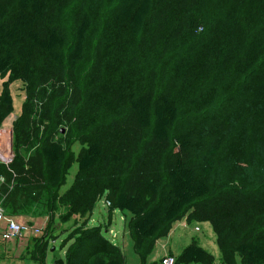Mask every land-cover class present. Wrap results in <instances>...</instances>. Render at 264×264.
Instances as JSON below:
<instances>
[{
	"label": "trees",
	"instance_id": "16d2710c",
	"mask_svg": "<svg viewBox=\"0 0 264 264\" xmlns=\"http://www.w3.org/2000/svg\"><path fill=\"white\" fill-rule=\"evenodd\" d=\"M83 3L68 39L51 19L55 6L50 0H0L2 88L8 86L13 69L19 68L25 90L14 125L15 156L8 165L0 162V205L6 214L46 213V233L60 208L65 207L61 221L76 216L61 243L66 246L65 264H126L123 247L104 236L103 226L87 224L103 195L111 203L109 211L130 215L128 226L139 254L187 215L211 223L219 256L193 238L175 264H228L226 255L232 264H264V0ZM96 16L116 24L122 36L113 41L112 62L104 59L108 47L101 40L93 50L89 75L79 70V78ZM156 47L160 69L165 59L175 69L177 90L207 100V105L210 100L214 106L238 101L253 121L250 130L222 126L194 157L191 134L174 132L179 119L175 98H182L179 90L178 94L171 90L165 78L153 84L139 69ZM39 56L56 65L54 96L47 101L53 106L45 107L44 118L54 122L55 113L65 105L76 115L83 91L113 76L119 79L109 88L126 90V110L94 123L89 135L88 123L81 124L80 136L69 137L65 145L55 137L51 124L40 129L45 121L33 119L28 86ZM96 73L100 78L94 82ZM59 78L67 79L66 87ZM100 90L102 96L108 88ZM0 100L1 126L14 111L8 88L2 89ZM68 118L71 123L73 118ZM76 140L80 147L73 154ZM23 147L35 148L25 155ZM75 164L73 183L60 192ZM46 233L31 253L40 264H46Z\"/></svg>",
	"mask_w": 264,
	"mask_h": 264
},
{
	"label": "rangeland",
	"instance_id": "374dc122",
	"mask_svg": "<svg viewBox=\"0 0 264 264\" xmlns=\"http://www.w3.org/2000/svg\"><path fill=\"white\" fill-rule=\"evenodd\" d=\"M55 6L54 15H52V21L55 25L64 30L68 39L72 36L73 22L76 19V15L78 11L84 6V0H50ZM116 36H122V29H118L116 24H110L109 22H104L101 20L99 16H96V19L93 24V28L89 34L88 42L86 45V52L84 60L81 62L80 67L78 69V77L81 78L80 72L85 75L87 72V76L90 73V69L93 64V50L95 46L103 40L104 45H106L107 50H104V59L112 62L115 56H112V52H116L114 50L113 41ZM70 41V40H69ZM181 45L180 43L177 44ZM161 48V47H160ZM177 48V47H175ZM174 49V48H173ZM157 47L151 49L150 56L145 62L141 63L139 69L145 73L144 76L147 80L154 81L164 80L167 83V86L172 88L178 94V90L182 96V98H178L176 96L175 102L179 108V119L174 127V132L187 133L189 132L191 138L193 140V144L191 146V151L193 156L195 157L198 152L206 147L208 143L213 139L215 133L220 129V127H228L230 126L233 130L236 127H239L241 130L246 131L250 130L248 124H251L253 121H250L251 118L248 119L249 114L246 113V109H243V106L238 101L231 102V100L226 101L225 103L218 104L214 106L212 101H209V105H207V100L203 101L202 98L198 96H187L181 89L176 88V84L178 79L174 74L175 69L170 68L171 62L169 60H164V69H160L158 60L156 59L158 53ZM152 65L154 67L152 68ZM56 66L52 62H47L39 56L35 68L33 70L32 78L29 82V90L28 95L30 97L31 103H33V119H39L40 121H45L40 123V129H43L45 125H52L56 130L55 137L58 139H62L67 145V139L70 137V140H74L78 138L77 133L80 131L81 124H87L86 133L89 135V129L93 126L94 123L102 121H108L109 118L113 116L114 113H122L126 110V90H117L115 87L110 89L109 86H112L119 79L118 76L112 77L109 79H104L102 84L91 85L89 90L83 91V102L78 109L76 115H73L71 112L70 105H65L64 109H59L57 114L54 115V122L51 120L44 118L45 117V107L46 110L53 106V104H47L48 99L54 96L55 90V76L53 75L52 68ZM80 70V72H79ZM151 71V75L148 73ZM168 71V72H164ZM111 73L115 72V69L112 68L110 70ZM21 71L19 68H14L11 77L9 80V84L7 87L2 88L4 78H0V93L5 92L6 89L10 91L13 98V106L14 111L10 113L2 122L10 124L12 129L11 136L14 137V125L18 119V115L21 113L23 101L25 98V90L21 86V81L19 79ZM48 80H42V77ZM99 77V73L93 75L94 82L97 81ZM151 77V78H150ZM100 78V77H99ZM60 79V78H59ZM65 82V87L67 86V79H60ZM69 80V79H68ZM62 81H59V85ZM145 85H148L147 83ZM171 85H174L171 87ZM107 87L108 91L105 90L103 95H100V88ZM130 89H127L129 93ZM117 93V97L114 95ZM220 100V99H218ZM50 105V106H49ZM3 104L0 100V110H2ZM51 115L52 112H49ZM72 117L71 123L69 122V118ZM43 118V120H42ZM219 127V128H218ZM80 147V142L78 140L74 141L72 144V152L78 151ZM35 147L21 149V152L25 155H28L30 152L34 150ZM13 154L15 156V147L13 146ZM13 156V158H14ZM0 162L2 160L0 159ZM3 163V162H2ZM105 195H103L95 204L92 213L93 216H97V212L102 209L103 212L109 213L108 206L106 207ZM189 211V210H188ZM59 218L61 213H65V211L58 212ZM98 219V218H97ZM96 219V223L98 224V220ZM107 219V218H106ZM107 226L103 224V233L104 236L110 240L111 242H117L121 240L123 237L124 231V218L123 214L120 210L116 211V215L114 218L108 222L106 220ZM194 226H197L199 229H194ZM43 229L42 236L45 235L46 229ZM180 231H185L186 233V241H183L178 236L172 239L173 244L176 246L181 242H186L189 244L193 239H197L202 247L212 252L217 257L219 256V248L216 242V236L213 229V226L208 220H193L188 228L179 227ZM112 231V233H110ZM48 237L54 238L52 232L46 233ZM131 236V235H130ZM133 242L134 238L131 236ZM163 238L164 235H157L152 239L151 242H148L145 246V249L142 254H139L135 249V244L129 245L127 244V261L126 264H157V259L160 257L162 247H163ZM61 240L57 241L54 245L50 247L49 254L52 255L54 253L57 254L56 251L59 252ZM56 248V249H53ZM226 255V254H225ZM63 258V257H61ZM29 260L33 261V258L29 255ZM225 261L228 264H232V261L229 256L224 257ZM23 260V259H22ZM196 264V263H194Z\"/></svg>",
	"mask_w": 264,
	"mask_h": 264
},
{
	"label": "crops",
	"instance_id": "0c3cea01",
	"mask_svg": "<svg viewBox=\"0 0 264 264\" xmlns=\"http://www.w3.org/2000/svg\"><path fill=\"white\" fill-rule=\"evenodd\" d=\"M76 168H77L76 164L71 167L70 173L67 175L66 182L60 187V190H59L60 192H64L71 186V184L73 183L75 174H76ZM2 180L3 178H0V182H2ZM64 210H65V207L60 208L59 211H57L53 217V224L52 226H50L49 230L50 232H52V235L54 236V238H50L47 235V238L49 239V248L47 250L46 257H45L46 264H54V261L61 257H63L64 259L66 246L61 247V243L67 235V230L69 228L72 229L74 225V221L77 220V217L74 216V217H71L70 219L61 221L59 218L58 212H61V211L63 212ZM117 210L118 209L109 211V213H105L102 211V209H100L97 212V216H93V217H92V213L94 214V212H92L89 216V220L87 224L89 226H95V225L103 226V224L104 226L105 225L107 226L106 220L108 219V222H110L111 219L115 217ZM121 213L123 214V218H124V231H123V237H121L122 244H121V240L114 242V243L123 247L125 254H126V259H127L126 246L127 244L134 245V242L131 238L132 235H131V232L128 226L130 215L125 214L123 212ZM13 218L19 222H25V223H28V224H31L37 227H44L45 229L47 228L49 224V216L46 213L36 212L32 215H23V216L13 217ZM96 219L99 222L98 224H95ZM193 220L195 219H190L188 218L187 215L183 216L182 218L172 223L168 232L161 234V235H164L163 247H162L160 257L157 259V262H156L157 264H160L161 259L168 255H173L176 258L179 256L182 249L188 244L185 245L186 242H181L180 244L175 246L173 244L172 239L178 236L183 241H186L185 238L187 235L185 231H180L179 227L188 228V225H190V223ZM5 224L6 223L4 219H0V264H40L39 261H37V259H33V261L28 259L29 255L31 256V253H33L36 250V246H37L36 243L38 239H40V236L29 234L25 237H21L18 239H13L10 241H3L1 239V232L6 226ZM196 227L197 226H194V229H196ZM59 240H61L59 252L56 251L57 254L54 253L52 257H50L51 256L49 254L50 247Z\"/></svg>",
	"mask_w": 264,
	"mask_h": 264
},
{
	"label": "built area",
	"instance_id": "2783aa9c",
	"mask_svg": "<svg viewBox=\"0 0 264 264\" xmlns=\"http://www.w3.org/2000/svg\"><path fill=\"white\" fill-rule=\"evenodd\" d=\"M11 127L9 122L3 123L0 126V159L3 163L9 164L13 160V136H11ZM110 201L106 200V205L110 206ZM0 219H4L5 227L1 232V239L3 241H10L25 237L29 234L41 236L43 229L25 222H19L13 217L6 214L2 206L0 205ZM199 228L196 227V230ZM112 233V231H110ZM176 257L168 255L161 259V264H175Z\"/></svg>",
	"mask_w": 264,
	"mask_h": 264
},
{
	"label": "water",
	"instance_id": "95a60500",
	"mask_svg": "<svg viewBox=\"0 0 264 264\" xmlns=\"http://www.w3.org/2000/svg\"><path fill=\"white\" fill-rule=\"evenodd\" d=\"M53 249H55V248H53ZM54 264H65V261H64L63 258H58V259H56V260L54 261Z\"/></svg>",
	"mask_w": 264,
	"mask_h": 264
}]
</instances>
